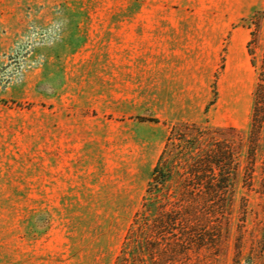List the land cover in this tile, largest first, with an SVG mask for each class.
<instances>
[{
	"label": "rangeland",
	"instance_id": "rangeland-1",
	"mask_svg": "<svg viewBox=\"0 0 264 264\" xmlns=\"http://www.w3.org/2000/svg\"><path fill=\"white\" fill-rule=\"evenodd\" d=\"M263 8L0 0V264H158L154 219L196 205L198 225L167 239L201 238L170 264H264V125L250 151ZM220 145L230 189L204 211L184 192Z\"/></svg>",
	"mask_w": 264,
	"mask_h": 264
},
{
	"label": "trees",
	"instance_id": "trees-1",
	"mask_svg": "<svg viewBox=\"0 0 264 264\" xmlns=\"http://www.w3.org/2000/svg\"><path fill=\"white\" fill-rule=\"evenodd\" d=\"M264 18V8L260 13ZM250 30V40L247 43V50L251 57V63L255 65V53L254 45L258 40V33L260 31V23L257 15L253 16L248 23ZM264 125V53L261 60V65L258 68L257 84L254 90V106L251 119V131H250V151L254 150L255 141L258 139V134ZM231 155L228 147H222L221 145L212 149L204 155L203 158L195 162L190 168V174L194 177L193 180L198 181L192 190L188 189L184 192L186 196H192V198H200L204 195V211H210L211 207L215 203L220 204L222 200H225V195L230 189V180L232 176L233 167L231 165ZM216 171L218 174L216 175ZM214 174L211 179L205 178L206 174ZM204 175V180L201 177ZM204 181V188L200 185L201 181ZM204 189V191H203ZM199 205L192 208V211L188 209L180 211H162L153 221L150 229L154 237H150L146 243L152 246V257L156 263L170 264L175 259L164 258V252L176 254L182 252L186 246L195 244L196 240H200L201 236L188 237L187 241L179 240L178 243L171 245L167 236L171 235L173 230H181L184 232V222L189 218L195 220L192 223L194 226L198 225L201 219V212L197 209ZM220 206H224L223 203ZM179 226L183 228L179 229ZM195 240V241H194ZM173 246V247H172ZM175 248V249H174ZM169 254V256H172Z\"/></svg>",
	"mask_w": 264,
	"mask_h": 264
},
{
	"label": "crops",
	"instance_id": "crops-1",
	"mask_svg": "<svg viewBox=\"0 0 264 264\" xmlns=\"http://www.w3.org/2000/svg\"><path fill=\"white\" fill-rule=\"evenodd\" d=\"M249 36H250V33H249ZM249 40H250V37H249Z\"/></svg>",
	"mask_w": 264,
	"mask_h": 264
}]
</instances>
